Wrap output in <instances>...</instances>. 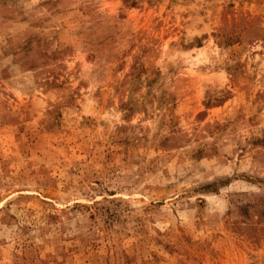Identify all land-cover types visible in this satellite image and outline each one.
<instances>
[{
    "label": "rangeland",
    "instance_id": "rangeland-1",
    "mask_svg": "<svg viewBox=\"0 0 264 264\" xmlns=\"http://www.w3.org/2000/svg\"><path fill=\"white\" fill-rule=\"evenodd\" d=\"M0 264H264V0H0Z\"/></svg>",
    "mask_w": 264,
    "mask_h": 264
}]
</instances>
